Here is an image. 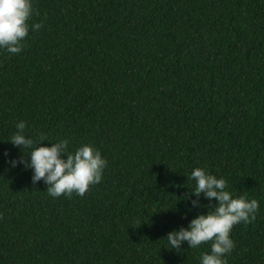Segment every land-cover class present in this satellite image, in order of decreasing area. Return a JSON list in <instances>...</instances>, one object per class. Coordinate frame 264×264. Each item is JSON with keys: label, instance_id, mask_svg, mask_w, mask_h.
Returning <instances> with one entry per match:
<instances>
[{"label": "trees", "instance_id": "1", "mask_svg": "<svg viewBox=\"0 0 264 264\" xmlns=\"http://www.w3.org/2000/svg\"><path fill=\"white\" fill-rule=\"evenodd\" d=\"M32 2L42 27L0 50V264H199L208 244L166 239L207 211L184 199L194 168L258 200L226 259L264 264V0ZM20 121L44 146H94L102 182L49 196L7 163L30 158L9 142Z\"/></svg>", "mask_w": 264, "mask_h": 264}, {"label": "clouds", "instance_id": "2", "mask_svg": "<svg viewBox=\"0 0 264 264\" xmlns=\"http://www.w3.org/2000/svg\"><path fill=\"white\" fill-rule=\"evenodd\" d=\"M34 11L32 0H0V50L13 55L23 50V42L30 28L35 32L42 27L40 23L29 25ZM25 126V121L16 123V132L9 142L22 149H30L27 154L30 158H13L7 163L11 167L19 164L30 169L32 182L43 181L49 196L71 197L75 193L83 197L91 185L102 182L108 162L94 146L81 144L70 151L67 139L44 146L42 142L47 141L46 137L41 136L34 142L24 134ZM34 143L37 146L33 147ZM4 155L7 157V152ZM187 178L195 184L190 194L184 197L190 204L189 210L202 207L200 198L203 196L209 202L203 206L207 211L192 218L187 227L169 232L167 245L169 249L179 250L185 243L190 249H199L203 244H208L209 251L200 254L199 264H227L226 257L235 247L230 237L233 227L254 220L259 202L245 195L234 196L227 190L228 182L225 179L217 178L203 168H194Z\"/></svg>", "mask_w": 264, "mask_h": 264}]
</instances>
